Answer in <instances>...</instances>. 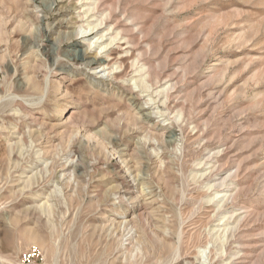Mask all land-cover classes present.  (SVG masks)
Here are the masks:
<instances>
[{
  "label": "rangeland",
  "instance_id": "obj_1",
  "mask_svg": "<svg viewBox=\"0 0 264 264\" xmlns=\"http://www.w3.org/2000/svg\"><path fill=\"white\" fill-rule=\"evenodd\" d=\"M0 259L264 264V0H0Z\"/></svg>",
  "mask_w": 264,
  "mask_h": 264
},
{
  "label": "bare ground",
  "instance_id": "obj_2",
  "mask_svg": "<svg viewBox=\"0 0 264 264\" xmlns=\"http://www.w3.org/2000/svg\"><path fill=\"white\" fill-rule=\"evenodd\" d=\"M97 4H100V6H101V3H97ZM96 4V5H97ZM96 10H98V5L96 6V8H95ZM94 9V10H95ZM111 19V16L110 15H108L104 20H102L97 26H99V25H102L104 22H105V20H110ZM59 25H61V22L59 23ZM96 26V27H97ZM87 33H88V31H83V34L85 35V37H88V36H90V35H87ZM74 33H72L71 35H70V38H74ZM115 40V39H114ZM110 45V44H109ZM109 45H106V46H103V47H101V50H106V49H108V46ZM90 48H91V46H90ZM90 48H88V50L87 51H81V52H76V53H74V55L72 56L74 59H73V62H78V61H80L81 63L80 64H82V65H86V67H90L91 65L92 66H95V65H100V60H98V57H96L95 58V63H87L86 61H87V56H88V52H89V49ZM104 53V52H103ZM103 67H105V66H103V65H100L99 66V68L101 69V68H103ZM107 70H109V69H107ZM101 72H106V69H104L103 68V70L101 71ZM100 72V73H101ZM151 74V73H150ZM109 76V75H108ZM103 78V77H102ZM149 79H151L150 78V76H149ZM158 82V81H157ZM150 83H151V81H150ZM152 83H153V81H152ZM151 83V85L152 86H154V85H157L156 83L154 84H152ZM63 105H65L66 107H67V105H69L68 103H63ZM63 105H60V106H57V109H58V111H57V113H56V115H58V116H61V115H63V110H61L62 108H64V106ZM199 165V164H198ZM179 255H180V251L177 249L176 251H175V253H174V257H173V259H172V261H175V260H177V259H179ZM238 255V254H237ZM0 264H1V259H0Z\"/></svg>",
  "mask_w": 264,
  "mask_h": 264
},
{
  "label": "built area",
  "instance_id": "obj_3",
  "mask_svg": "<svg viewBox=\"0 0 264 264\" xmlns=\"http://www.w3.org/2000/svg\"><path fill=\"white\" fill-rule=\"evenodd\" d=\"M38 252L37 250H30L29 252H26L24 254V260H31L33 259L35 256H37Z\"/></svg>",
  "mask_w": 264,
  "mask_h": 264
}]
</instances>
